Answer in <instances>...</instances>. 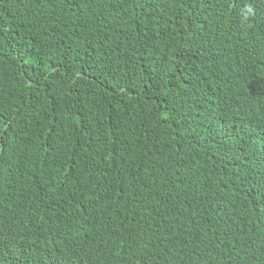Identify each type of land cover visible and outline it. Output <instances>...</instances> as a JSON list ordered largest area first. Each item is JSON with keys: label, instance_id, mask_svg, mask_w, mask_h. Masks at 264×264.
<instances>
[{"label": "trees", "instance_id": "1", "mask_svg": "<svg viewBox=\"0 0 264 264\" xmlns=\"http://www.w3.org/2000/svg\"><path fill=\"white\" fill-rule=\"evenodd\" d=\"M0 264H264V0H0Z\"/></svg>", "mask_w": 264, "mask_h": 264}, {"label": "clouds", "instance_id": "2", "mask_svg": "<svg viewBox=\"0 0 264 264\" xmlns=\"http://www.w3.org/2000/svg\"><path fill=\"white\" fill-rule=\"evenodd\" d=\"M253 15H254V9L251 6H246L245 9L242 11V20L246 22Z\"/></svg>", "mask_w": 264, "mask_h": 264}]
</instances>
